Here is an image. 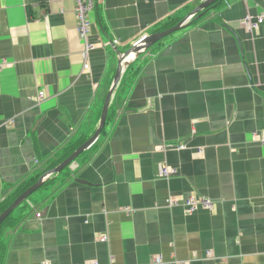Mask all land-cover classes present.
I'll return each mask as SVG.
<instances>
[{
  "label": "crops",
  "instance_id": "1",
  "mask_svg": "<svg viewBox=\"0 0 264 264\" xmlns=\"http://www.w3.org/2000/svg\"><path fill=\"white\" fill-rule=\"evenodd\" d=\"M201 1L92 0L84 70L75 0H0V204L94 133L115 46ZM227 1L138 57L98 140L0 224V264H264V22H240L264 0Z\"/></svg>",
  "mask_w": 264,
  "mask_h": 264
},
{
  "label": "water",
  "instance_id": "2",
  "mask_svg": "<svg viewBox=\"0 0 264 264\" xmlns=\"http://www.w3.org/2000/svg\"><path fill=\"white\" fill-rule=\"evenodd\" d=\"M219 0H202L192 11H190L182 20H180L177 24L162 29L156 32H152L149 34H144L141 40H136L126 51H120L118 47L115 46L114 50L117 53V65L115 75L112 81V84L106 94L101 118L97 128L94 133L83 143L81 144L71 155H69L64 161H62L57 166L51 168L44 172L28 189H26L23 193H21L14 202L7 207L0 214V224L5 221V219L17 208L19 207L25 200H27L34 192H36L40 187H42L46 181H48L53 174H58L62 172L66 167L72 166V164L76 161V159L87 149H89L100 137L102 131L104 130L107 118L109 114V108L114 98L116 89L121 83L122 77L126 69L134 63L138 57L148 51L151 47H153L158 42L166 39L170 35L181 31L186 28L188 25L192 24V22L202 17L205 12L212 7V5ZM229 30L239 39L236 31L229 27Z\"/></svg>",
  "mask_w": 264,
  "mask_h": 264
},
{
  "label": "built area",
  "instance_id": "3",
  "mask_svg": "<svg viewBox=\"0 0 264 264\" xmlns=\"http://www.w3.org/2000/svg\"><path fill=\"white\" fill-rule=\"evenodd\" d=\"M76 1V14L78 17V31L80 37L85 42V48L83 50V56L85 58L84 63V70L90 69V62H89V53L92 49L96 48L97 44L90 41V32H91V21L89 20L88 12L93 7L92 0H75ZM241 25L247 30L251 32H255L260 27L261 23L264 22V15L260 14L257 16H253L251 14L246 15L241 21ZM143 37V36H142ZM142 37L138 39L141 40ZM115 42H118L117 40ZM45 96V91L40 90L38 100H42ZM262 142L264 143V137L261 138ZM178 148L186 147L185 144H179ZM176 169L166 164H161L159 166V176H172L176 174ZM179 201L178 199L172 197L169 199V204ZM183 204L187 207L189 211H194L199 207H205L212 209L214 207V201L210 198L199 196V195H191L188 197ZM37 216L40 217L41 213H37ZM101 242H107L109 240V236L107 233H104L101 237H99ZM211 254V253H209ZM156 261H162L161 256H157ZM113 260V259H112ZM95 264V263H93Z\"/></svg>",
  "mask_w": 264,
  "mask_h": 264
},
{
  "label": "trees",
  "instance_id": "4",
  "mask_svg": "<svg viewBox=\"0 0 264 264\" xmlns=\"http://www.w3.org/2000/svg\"><path fill=\"white\" fill-rule=\"evenodd\" d=\"M228 3V1L227 0H219V1H217V2H215L213 5H212V7L210 8V9H208L206 12H205V14L202 16V17H200V18H197V19H195L193 22H192V24H194V23H197L199 20H201V19H203L204 17H206V16H208L209 15V13L213 10V9H221L222 7H224L226 4ZM181 20V18H179V19H175V20H170L167 24H165L163 27H161V28H159V30L160 29H164V28H167V27H171V26H173V25H175V24H177L179 21ZM171 22V23H170ZM169 38H170V36L169 37H167L166 39H164V40H162V41H160V42H158L157 44H155L153 47H151L148 51H146V52H144L142 55H144L145 53H147V52H149V51H151L152 49L153 50H155L154 48H156V49H160L162 46H164V44H166L168 41H169ZM152 52V51H151ZM134 64H136V62L135 63H132L127 69H126V71L124 72V74H123V77H122V80H121V83L120 84H122V87H121V90H120V92H119V99L117 100V103H118V107L121 105V103H122V101H123V99H124V96L126 95L125 94V91H123L125 88H124V86L125 85H132L133 84V82H134V79L138 76V74L141 72V70H142V68H143V65H142V62H139V63H137V65H134ZM120 86V85H119ZM120 88V87H119ZM118 90V89H117ZM113 103V102H112ZM114 110V107H113V105L111 104L110 105V108H109V116H108V118H110V113L112 112ZM108 122V121H107ZM105 131V128H104V130L102 131V133ZM85 141H83V142H77V143H75L72 147H70V148H67L66 150H64L61 154H60V156H59V158H58V160L56 161V162H54V163H52L49 167H48V169H46V170H44L40 175H39V177L44 173V172H46L47 170H49V169H51V168H53V167H55V166H57L58 164H60L62 161H64L69 155H71L81 144H83ZM68 167H66L65 169H67ZM64 169V170H65ZM63 170V171H64ZM36 178L35 179H33V180H30V181H27V182H25V183H23L20 187H18V189L16 190V192L11 196V198L8 200V201H5V203L3 202V203H1L0 204V214L7 208V207H9L13 202H14V200L21 194V193H23L26 189H28L31 185H33L35 182H36ZM50 180V179H49ZM46 184V183H45ZM44 184V185H45ZM31 197V196H30ZM30 197L26 200V201H24V203L22 204V205H20L18 208H21L24 204H25V202H29V200H30ZM15 211L16 210H14L6 219H8V218H12L13 217V215H14V213H15ZM16 218H19V217H16ZM5 219V220H6Z\"/></svg>",
  "mask_w": 264,
  "mask_h": 264
},
{
  "label": "rangeland",
  "instance_id": "5",
  "mask_svg": "<svg viewBox=\"0 0 264 264\" xmlns=\"http://www.w3.org/2000/svg\"><path fill=\"white\" fill-rule=\"evenodd\" d=\"M137 39H138V38H137ZM25 201H26V200H25ZM23 203H24V202H23ZM23 203H22V204H23ZM22 204H21V205H22ZM16 209H18V207H17ZM16 209H15V210H16ZM99 240H100V239H99ZM209 255H211V254H209Z\"/></svg>",
  "mask_w": 264,
  "mask_h": 264
}]
</instances>
